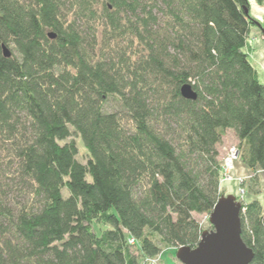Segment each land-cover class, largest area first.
Returning <instances> with one entry per match:
<instances>
[{
	"label": "trees",
	"instance_id": "trees-1",
	"mask_svg": "<svg viewBox=\"0 0 264 264\" xmlns=\"http://www.w3.org/2000/svg\"><path fill=\"white\" fill-rule=\"evenodd\" d=\"M256 22L248 0H0V264H140L197 246L229 129L261 193ZM242 203L250 264H264V205Z\"/></svg>",
	"mask_w": 264,
	"mask_h": 264
},
{
	"label": "water",
	"instance_id": "water-1",
	"mask_svg": "<svg viewBox=\"0 0 264 264\" xmlns=\"http://www.w3.org/2000/svg\"><path fill=\"white\" fill-rule=\"evenodd\" d=\"M49 34L56 36L53 32ZM4 53L11 55L7 46H4ZM181 93L188 99L198 96L190 84L183 85ZM242 209L243 203L237 195L222 194L210 213L213 228L203 230L197 246H180L176 257L183 264H250L254 251L242 238Z\"/></svg>",
	"mask_w": 264,
	"mask_h": 264
},
{
	"label": "crops",
	"instance_id": "crops-1",
	"mask_svg": "<svg viewBox=\"0 0 264 264\" xmlns=\"http://www.w3.org/2000/svg\"><path fill=\"white\" fill-rule=\"evenodd\" d=\"M248 2H249V12L257 22L251 26L250 35L247 38V42L245 46V51L248 53L250 62L257 71L260 82L264 84V1L259 3L257 0H248ZM226 137H228L227 138L229 139L228 141H230L231 138H233L234 143H237L239 145V139L237 138L234 130L229 129L227 131L226 135L224 136L225 141H226ZM221 147L222 146H220V148ZM220 148L219 150H221ZM233 174L236 177L239 176L244 177V176H249L251 174V171L248 168V166H246L244 162L240 158H238L233 167ZM259 175L262 184V192L259 194H253L248 192L247 198L248 201L257 198L264 205V170H259ZM234 181L235 180L231 181V183L234 184V187H232L233 186L232 185L230 188L231 190L234 189L237 191L238 184L235 183ZM230 193H232V191H230Z\"/></svg>",
	"mask_w": 264,
	"mask_h": 264
},
{
	"label": "rangeland",
	"instance_id": "rangeland-1",
	"mask_svg": "<svg viewBox=\"0 0 264 264\" xmlns=\"http://www.w3.org/2000/svg\"><path fill=\"white\" fill-rule=\"evenodd\" d=\"M115 107V103H113V105L110 106L111 109H113ZM228 137H226V141L224 140L223 138V141L222 143L218 146L220 148V146H222L219 150L220 151V155H219V159L221 161V163H224L225 161V158L227 157H230L233 155V147L234 148H238V144L237 143H234V139L231 138L230 141H228L229 139H227ZM70 139H75V141L77 142V145H78V148H79V154H78V160L85 163L88 159V150L87 148L85 147L82 139L80 138V136L77 134V133H74L73 136L71 138H69L68 140ZM64 142V141H63ZM62 142V143H63ZM228 144V145H227ZM226 146V147H224ZM239 158V155L238 157L234 160V164L236 162V160ZM231 174H232V177L234 176L233 174V169L231 171ZM240 177V176H239ZM239 177H236L234 176V182L237 183V188H239ZM243 177V176H241ZM251 175L249 176H244V182H246L247 180L249 181ZM238 179V180H237ZM232 180H222V183H221V190H222V194H229L230 191L235 192L233 194H238L239 190L237 189L234 190L232 189L231 190V186L234 187V184L231 183ZM224 183V184H223ZM226 186V187H225ZM247 188V187H246ZM248 191H246V195H245V199L246 201H248V198H247V194L249 191V189H247ZM238 192V193H237ZM251 193V192H250ZM195 217L201 222L202 226H203V229L204 230H208V229H211L213 226L211 225L210 221H209V217L206 216L205 214H195ZM105 228V227H104ZM137 248H134L132 247V251L135 253L137 252L136 250ZM178 248H174V247H166L162 253H160L158 256H156L155 258H151L150 260H148V258L146 257H143V258H140V264H183L177 257H176V251H177Z\"/></svg>",
	"mask_w": 264,
	"mask_h": 264
},
{
	"label": "built area",
	"instance_id": "built-area-1",
	"mask_svg": "<svg viewBox=\"0 0 264 264\" xmlns=\"http://www.w3.org/2000/svg\"><path fill=\"white\" fill-rule=\"evenodd\" d=\"M233 155L230 157H226L224 163H222V180H234V176L232 177L231 171L234 167V160L238 157L239 155V149L234 148L233 147ZM239 188H238V194H237V198L242 202V200L244 201L245 199V195H246V191L247 188L245 186V182H244V177H239ZM237 179V180H238ZM129 243L134 245L137 243L136 239L134 237H130L129 238ZM146 258V257H145ZM148 260H150V257H147ZM155 258V257H152Z\"/></svg>",
	"mask_w": 264,
	"mask_h": 264
}]
</instances>
